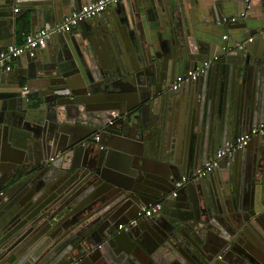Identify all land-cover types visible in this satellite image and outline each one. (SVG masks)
Masks as SVG:
<instances>
[{"label": "water", "instance_id": "95a60500", "mask_svg": "<svg viewBox=\"0 0 264 264\" xmlns=\"http://www.w3.org/2000/svg\"><path fill=\"white\" fill-rule=\"evenodd\" d=\"M19 1L0 0V51L23 14L34 33L92 0ZM221 2L235 29L264 0ZM115 5L16 57L12 88L23 76L0 70V264H264V133L175 188L264 120V50L223 40L185 97L169 85L197 57L181 36L161 45L164 3Z\"/></svg>", "mask_w": 264, "mask_h": 264}, {"label": "crops", "instance_id": "0c3cea01", "mask_svg": "<svg viewBox=\"0 0 264 264\" xmlns=\"http://www.w3.org/2000/svg\"><path fill=\"white\" fill-rule=\"evenodd\" d=\"M93 1V0H92ZM129 3H136L137 1L141 2L143 0H128ZM164 5L162 7H167V16L168 20L171 21L172 25V33L170 30L163 31V43H169L171 41H175L178 37L181 36L183 43L188 46L190 49V54L194 57H197L195 60V65L200 64L206 59H212L222 56L223 49H220L222 42L224 40L223 36L225 34L228 35L227 39L225 40V44L229 46V49L234 52L238 48L246 47L249 45H254L255 47H259L261 50H264V20L259 18V13L264 14V3H259L255 5H251L253 7V12H250V21H247V26L242 27V24H237L236 28L229 27L228 23L223 26L220 18L225 16L226 14H230L233 12V8L228 6L227 3H222L221 0H161ZM263 2V1H262ZM89 3V2H85ZM20 4H22V0L17 2L16 8H20L22 10ZM118 5L110 6L107 10L110 14L116 13V8ZM15 11V8H13ZM25 10V7L23 8ZM114 11V12H113ZM106 15L107 11L103 12ZM102 14V13H101ZM100 14V15H101ZM98 15L99 17H101ZM68 16V15H67ZM66 16V17H67ZM96 17H93L94 23H96ZM18 24V29L14 32L13 39L14 44L21 43L25 38V35L30 33L31 29V22H30V14L26 13L23 14L22 18H20ZM98 19V18H97ZM229 20V19H227ZM37 26V24L35 23ZM91 25V24H90ZM239 25V26H238ZM20 26V28H19ZM44 28L41 27L39 24L37 26V30ZM247 28V29H246ZM36 30V31H37ZM74 33L79 32L78 26L72 30ZM157 32V31H156ZM244 36V34H246ZM157 38L159 36L157 35ZM175 38V39H173ZM223 38V39H222ZM249 38H252L250 40ZM47 44V42H46ZM45 44V45H46ZM46 47V46H45ZM228 48V47H227ZM237 48V49H236ZM257 49V48H255ZM228 50V49H227ZM24 56L19 57V62L13 63V68L11 71H14L18 75L21 76H14L10 77L7 80V83L4 84L7 89L12 88L16 83V80L24 79V76L28 72V65L26 58L23 59ZM206 58V59H204ZM194 65V66H195ZM192 66V68L194 67ZM191 69V67H189ZM189 69H185L183 66L179 67L177 74H182ZM6 72V71H3ZM176 77V76H175ZM1 82V81H0ZM175 81L170 83L169 89L172 91H184L183 93L185 97L190 95L191 85L183 83L178 89H173V84ZM183 85H186L185 88ZM5 89V88H4ZM10 91H13L12 89ZM181 93V92H180ZM12 94V92H10ZM163 138V137H162ZM149 144H155L154 141L149 140L147 141ZM152 142V143H151ZM118 158V157H117ZM117 165L119 162L117 161ZM121 165V164H120Z\"/></svg>", "mask_w": 264, "mask_h": 264}, {"label": "built area", "instance_id": "2783aa9c", "mask_svg": "<svg viewBox=\"0 0 264 264\" xmlns=\"http://www.w3.org/2000/svg\"><path fill=\"white\" fill-rule=\"evenodd\" d=\"M123 0H93L89 3H85L81 8L72 11L63 21L58 22L56 25L50 28H41L34 33H28L25 35V38L21 43L11 44L0 51V70L1 71H11L13 68V63L16 57L21 55L26 51H32L36 48H39L46 44L48 38L53 33L57 32H68L72 31L75 27H77L81 21L93 18L95 16L100 15L104 11H106L110 6L117 4ZM250 0H246L248 3ZM15 10H18L16 8ZM248 8L242 15L248 14ZM228 37L227 34L223 36L224 40ZM252 40V38H249ZM226 49V46H224ZM219 57H215L212 59H206L200 64L195 65L193 68L186 71L184 74H180L175 78V82L173 84V89H178L183 83L187 81H193L199 78L201 74H203L209 67H211ZM26 88V87H25ZM264 133V120L260 122L257 126L250 129V131L243 136L236 139L234 142L229 143L225 147L220 148L213 157L207 160L203 166L193 172L191 175H184L182 178L175 183L176 190L181 188L186 182L196 181L203 175L207 174L214 167H216L219 161L225 157L230 156L238 149L244 147L249 139L256 135ZM95 140L98 141L100 136L98 134L95 135ZM176 190L172 192V195H176ZM162 205L160 201L149 204L147 206L142 207L138 216H151L154 212L161 209ZM137 224V220L132 219L127 223H122L119 225L120 229H128L131 226ZM75 264V263H74Z\"/></svg>", "mask_w": 264, "mask_h": 264}, {"label": "flooded vegetation", "instance_id": "af4514ba", "mask_svg": "<svg viewBox=\"0 0 264 264\" xmlns=\"http://www.w3.org/2000/svg\"><path fill=\"white\" fill-rule=\"evenodd\" d=\"M223 158H224V157H223ZM152 215H153V214H152ZM152 215H151V216H152ZM218 258H220V255L218 256Z\"/></svg>", "mask_w": 264, "mask_h": 264}]
</instances>
